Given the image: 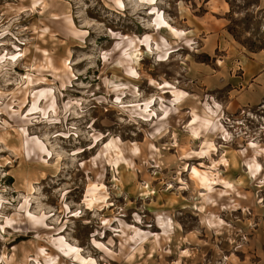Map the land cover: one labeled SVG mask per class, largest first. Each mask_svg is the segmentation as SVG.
<instances>
[{"label":"rangeland","instance_id":"374dc122","mask_svg":"<svg viewBox=\"0 0 264 264\" xmlns=\"http://www.w3.org/2000/svg\"><path fill=\"white\" fill-rule=\"evenodd\" d=\"M122 1L0 0V264H264V0Z\"/></svg>","mask_w":264,"mask_h":264},{"label":"bare ground","instance_id":"6f19581e","mask_svg":"<svg viewBox=\"0 0 264 264\" xmlns=\"http://www.w3.org/2000/svg\"><path fill=\"white\" fill-rule=\"evenodd\" d=\"M140 1H143V2H147V4H149V9H150V13L152 15V24L154 26V28L156 30H161L163 27L165 26H169V28L172 30L173 34L177 37H180L181 34L185 33V31H182L180 29H176L170 25H168L164 15H163V12L162 11H159L156 7V3H157V0H140ZM115 2V5H117L119 8H123V1L122 0H114ZM151 38V34H144L142 36V39H139L138 43H144L145 44V47L148 49L149 48V40ZM137 47L138 45H135L133 47V51L136 52L137 51ZM166 55V52L164 53H161L159 56L160 57H164ZM130 73H133L131 70H129ZM149 81L151 83H155L156 82L150 78ZM163 87L164 86H169L170 83L167 82V81H163L162 83ZM158 85H160V83H158ZM172 94H173V99L174 100H177L178 98H180V96L183 94V91L181 90H178L177 88H174L173 87V90H172ZM42 94H37L36 96H34V98L32 99V103H31V110L32 109H35L36 108V105H37V102L40 98ZM205 107L206 109L211 112L212 114L215 115L216 117V121L219 119V118H222L221 117V114H222V108H221V105L217 102H215L214 100H212V102H210L209 100L205 101ZM47 106H51V103H48ZM218 118V119H217ZM262 129L264 130V123H263V126H262ZM255 145V148L253 149L255 152L252 154V156H250L246 163H247V170H248V175L252 178V179H261L262 178V172H263V169H262V164L258 161L257 159V153H261L263 156H264V148H261L260 145L259 147L257 146V144H254L253 142H250L248 144V146L250 147H254ZM133 150H137V148H133ZM193 172L194 173H197V170L193 169ZM199 181H204V176L203 175H199ZM59 247H64L63 244L59 243L58 244ZM67 249H69L67 247Z\"/></svg>","mask_w":264,"mask_h":264},{"label":"crops","instance_id":"0c3cea01","mask_svg":"<svg viewBox=\"0 0 264 264\" xmlns=\"http://www.w3.org/2000/svg\"><path fill=\"white\" fill-rule=\"evenodd\" d=\"M256 69V70H255ZM251 70H255L253 77V82L258 86V89L250 90L248 95H240L238 101L241 103L251 102L257 104L261 101L263 97L264 88V53L258 55V57L253 61Z\"/></svg>","mask_w":264,"mask_h":264}]
</instances>
